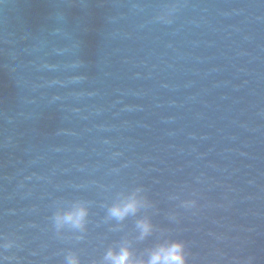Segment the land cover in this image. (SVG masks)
Returning <instances> with one entry per match:
<instances>
[{
  "label": "water",
  "instance_id": "obj_1",
  "mask_svg": "<svg viewBox=\"0 0 264 264\" xmlns=\"http://www.w3.org/2000/svg\"><path fill=\"white\" fill-rule=\"evenodd\" d=\"M137 186L188 264H264V0H0L3 264L100 261ZM76 200L84 239L57 236Z\"/></svg>",
  "mask_w": 264,
  "mask_h": 264
},
{
  "label": "clouds",
  "instance_id": "obj_2",
  "mask_svg": "<svg viewBox=\"0 0 264 264\" xmlns=\"http://www.w3.org/2000/svg\"><path fill=\"white\" fill-rule=\"evenodd\" d=\"M176 11L173 6L168 12L157 17L166 23H170L172 12ZM115 155H119L116 153ZM118 171V170H117ZM195 195V194H193ZM170 199H177L170 196ZM106 221H115L113 231H118L124 227L125 221L134 219V235L126 234L120 241L108 247L102 259L94 264H188V252L183 240L171 239L167 234V229L159 228L153 223L152 217L147 210L154 207L145 193L143 186H137L128 191L116 193L115 199L106 205ZM180 207L194 209L197 207L196 199H186L181 201ZM143 212V214H141ZM90 202L76 200L67 206L60 207L51 217L57 236L63 235L67 230L77 233L76 239H84L89 223ZM170 221H177V214L171 213L168 216ZM153 235H156L155 242L142 251L137 252L133 247L134 243L144 242ZM15 241L9 240L0 244V248H12ZM16 259L12 256H4L0 253V264L4 261ZM64 264H81L79 255L74 251H68L64 257Z\"/></svg>",
  "mask_w": 264,
  "mask_h": 264
}]
</instances>
